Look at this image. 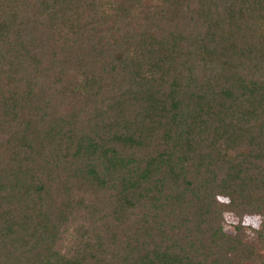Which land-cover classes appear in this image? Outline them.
Returning a JSON list of instances; mask_svg holds the SVG:
<instances>
[{"label":"trees","instance_id":"1","mask_svg":"<svg viewBox=\"0 0 264 264\" xmlns=\"http://www.w3.org/2000/svg\"><path fill=\"white\" fill-rule=\"evenodd\" d=\"M151 1L0 0V264H264V0Z\"/></svg>","mask_w":264,"mask_h":264},{"label":"rangeland","instance_id":"2","mask_svg":"<svg viewBox=\"0 0 264 264\" xmlns=\"http://www.w3.org/2000/svg\"><path fill=\"white\" fill-rule=\"evenodd\" d=\"M147 1H148V2H152L151 0H147ZM226 218H227V221L230 220V219H229L230 216L227 215ZM255 223H258V220H257V219H256V222H255ZM262 252H263V251H262Z\"/></svg>","mask_w":264,"mask_h":264}]
</instances>
